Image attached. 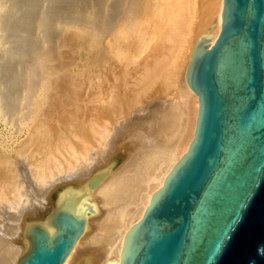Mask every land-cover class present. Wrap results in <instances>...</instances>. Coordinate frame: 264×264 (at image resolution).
I'll list each match as a JSON object with an SVG mask.
<instances>
[{
    "label": "bare ground",
    "instance_id": "1",
    "mask_svg": "<svg viewBox=\"0 0 264 264\" xmlns=\"http://www.w3.org/2000/svg\"><path fill=\"white\" fill-rule=\"evenodd\" d=\"M216 1L203 33L210 44L222 23L224 0ZM202 5L0 0V112L15 129L0 146V196L18 205L0 221V264H18L28 228L60 209L86 221L64 264L118 263L126 233L195 137L199 97L186 75ZM180 91L186 102L176 100ZM173 144L150 171L138 162L143 150ZM17 162L35 173L32 182L18 179Z\"/></svg>",
    "mask_w": 264,
    "mask_h": 264
},
{
    "label": "water",
    "instance_id": "2",
    "mask_svg": "<svg viewBox=\"0 0 264 264\" xmlns=\"http://www.w3.org/2000/svg\"><path fill=\"white\" fill-rule=\"evenodd\" d=\"M212 39L187 70L200 104L189 150L108 264H264V0H224ZM85 229L63 209L33 223L18 264H64Z\"/></svg>",
    "mask_w": 264,
    "mask_h": 264
},
{
    "label": "rangeland",
    "instance_id": "3",
    "mask_svg": "<svg viewBox=\"0 0 264 264\" xmlns=\"http://www.w3.org/2000/svg\"><path fill=\"white\" fill-rule=\"evenodd\" d=\"M216 2H217L216 0H203L202 11H201V13H199L200 14V19L203 22V24H200V26L195 29V40L198 41L201 36L205 35L203 33H204V30H206V28H207V24L205 23L206 16L209 13H215V11H216ZM5 81H7V80L4 79V81L2 82V85L6 89L7 88L6 86H8L9 83H8V81L7 82H5ZM173 96L175 97V95L172 93V95L170 97H167V102L169 103L168 106H171V105L173 106L174 105ZM177 97H178V99H177ZM176 100L177 101H180L181 103L184 102L186 100L185 94L180 91L177 94V96H176ZM178 111H180L179 108H178ZM4 118L5 117L2 116L1 115V112H0V146L1 147H2V145L8 144L10 142V140L12 139V137L14 135L13 132H15L14 125H12L9 122V120L6 119L7 117L5 119ZM191 131H190V129L187 131V133H186V135H184L181 143H183L184 141H185V143L188 142V140L190 139ZM179 135H180V132H179ZM179 135H178L177 138H179ZM132 151L133 150H131L130 152H132ZM176 151H177V145L174 146V144L173 145H168V148L161 150V152H159V153H151L150 150H143V153L138 156L139 157V161L138 162L140 164L146 165L145 167L147 168V171H150L151 170V166H152L151 165V161H154L155 159L159 158V154H164L165 155V154H168V153L169 154L170 153H175ZM149 157H152V160H149ZM19 159H21V158H19ZM23 163H25V162H23ZM23 163H22V165H21V162L20 163L19 162L15 163V165H16V171H17V176L19 177L18 179L20 181H25V179H27L28 182H29V180H31L30 178H34L35 179V173L34 172H31L30 168L29 167H26V164H23ZM102 164H104V163H102ZM102 164H101V166H103ZM20 165H21V167H20ZM118 165H119V163L114 164V166H115L114 168H116ZM17 166H18V168H17ZM22 168H24V169L26 168V170H24ZM102 168H104V167H102ZM27 173L28 174L30 173V176H31L30 178H27L28 177V174ZM30 182H32V180ZM25 185H26V183H25ZM0 191H1V188H0ZM24 193L26 195V199L27 198H30L29 195H28L29 193H26V191H24ZM9 199H11V197ZM26 199H25V201H26ZM10 204L11 203H8L7 201L2 200L1 199V196H0V215H1L0 221L1 222H2V220L5 221L4 219H6V218H8V219L5 222L9 221L10 217H8V216L9 215L11 216L12 214H14L13 212H17L18 205H16V203H12V205H14V207L12 208V207H10L11 206ZM23 205H25V203H23ZM19 207H21V206H19ZM5 209H7V210H5ZM1 211H2V213H1ZM8 211L10 213H8ZM3 212H4V215H3ZM5 212H6V214H5ZM4 216H7V217H5L4 219H1ZM2 224H0V226Z\"/></svg>",
    "mask_w": 264,
    "mask_h": 264
}]
</instances>
